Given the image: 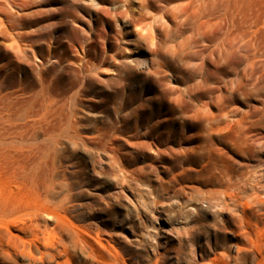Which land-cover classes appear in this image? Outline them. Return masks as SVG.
<instances>
[{"label":"rangeland","instance_id":"rangeland-1","mask_svg":"<svg viewBox=\"0 0 264 264\" xmlns=\"http://www.w3.org/2000/svg\"><path fill=\"white\" fill-rule=\"evenodd\" d=\"M6 1L8 0H0V4ZM142 1L146 3V0H134L133 7L140 8ZM120 2L94 0V5L97 9L101 7L110 10ZM60 8H65L67 12L57 13ZM29 11L33 13L24 14L16 28H11L6 18L0 14L1 135L27 134L32 118L38 119L41 115L39 99L33 98L31 93L23 95L24 91L20 90L21 77L24 72L31 75L43 64L49 66L52 62H48L51 54L64 55V59L80 66L84 60L79 57L86 54L88 66L92 64L98 68V82L94 85L93 92L106 87L105 93L110 95L111 89L107 86L126 94L134 90L135 96L130 98L135 101L144 91H147V95H154L153 90L157 92L154 78H146L141 73L136 76L134 74L131 83L122 87L114 81V66L123 58L136 59L142 64L154 66L148 61L151 57L154 59L151 53L157 48L159 55L156 60L165 62L172 70L165 73L168 76L165 81L170 79L172 83L165 86L166 90L173 93L175 88H183L185 82L201 78V73L208 69L205 73L209 78L208 82L202 85L201 89H204H200L199 93L206 95L207 101L220 93L222 96L220 101L211 103V112L216 115L213 126L208 124L212 120L195 117L192 109L188 113L191 118L185 124L177 118H172L173 121L169 122L160 120L159 124H155V119L149 120L148 111H144L143 117L154 126L150 139L156 136L168 138L169 143L167 146H160L161 151L178 141L182 149H190L206 139L204 144L211 146L206 154L223 159L234 168L236 174L244 177L239 180L240 188L238 185L235 187L224 182L210 183L206 178L203 179L205 174L200 173L202 160L197 157L199 154L188 156L187 159L183 156L173 159L162 154L165 156L163 160L154 159L153 151L148 149L136 154L129 142H137L141 138L128 139L127 143L123 139L118 141L122 145L120 151L113 148L98 150L80 147L69 152L75 163L74 171L78 172L77 180L81 181L79 188L75 190L76 202L82 203L93 230L99 232L105 260L110 264H118L115 250H119V245L125 246L130 252V255L120 254L122 264H213L227 246H232L230 252L235 255L234 244L237 240L229 231L236 230L237 226L231 221L227 222L228 216L219 213V207L210 205L207 198L211 195L219 197L224 193H236L238 198L241 197L239 200L245 202L254 192L252 185L264 198V191L261 192L264 190V181H253L255 176L256 179L260 176L264 178V120L259 121L260 115H264V25L260 23L264 21V0H220L216 16L221 21L222 29L218 30L216 37L213 31L218 26L199 34L193 29L196 9L191 7L187 8L185 16L175 19L176 21L171 19L179 30L173 25L170 33L159 20L153 22L144 16L136 21L138 14L131 19L133 23L129 24L130 19H127V25L122 21L110 20L100 11L95 12L88 0H51L35 5ZM155 12L154 10L153 13ZM63 19L66 24H62L56 31L50 33L49 29L41 30L42 26L59 24ZM255 22H258L257 27L253 26ZM149 23L156 25L160 40H156L155 45L141 43L142 41L138 43L137 32L140 29L146 30ZM258 27L261 33L251 37L249 31ZM38 32L42 35H38ZM55 37H60V42L64 45L54 42ZM16 41L32 56L29 64L21 65L23 68L10 53L11 46ZM219 44L222 45L223 54L221 53L220 69H217L213 65L215 59L211 56L209 58V53L215 45L216 48L220 47ZM216 56L220 58L217 53ZM232 56L234 57L231 58ZM131 100L127 102L130 103ZM157 104L154 103V106L159 107ZM221 104H224V110L221 109ZM162 109L165 110L163 107ZM226 115L231 118L230 122H225ZM100 117L99 109L88 110L79 106L73 118L74 126L82 136L93 137L101 127ZM254 139L261 144L254 143ZM124 152L134 153L137 160L122 162L118 156ZM138 167H143L145 174L127 177L121 186L124 172ZM173 176H177V182L170 190L167 183ZM242 181L247 185L242 186ZM27 200L26 208L36 214V221L53 227L54 221L40 211V201L34 196ZM234 213L238 214L235 218L238 224L243 223L240 210L237 213L235 210ZM221 219L226 228H220L219 232L214 233L221 227ZM248 219L253 224L256 223L252 217L249 216ZM61 233L68 237L65 231ZM18 262L25 263L21 259ZM231 264L235 263L232 261Z\"/></svg>","mask_w":264,"mask_h":264},{"label":"bare ground","instance_id":"bare-ground-1","mask_svg":"<svg viewBox=\"0 0 264 264\" xmlns=\"http://www.w3.org/2000/svg\"><path fill=\"white\" fill-rule=\"evenodd\" d=\"M48 1L51 0H8L0 4V14L6 18L11 28H16L17 24L20 25L19 21L24 14L33 13V11H29L33 6ZM120 1L116 4L117 6L107 10L101 7L97 9L94 0H88L90 5L95 8V12L100 11L110 20L122 21L125 25L128 24L127 19H130V24L131 19H134L135 14H138L140 17L138 16L137 19L135 17L136 21L144 16L153 22L159 20L161 25L165 26L166 31L170 33L175 25L171 19L174 18V21L180 19L186 15L187 8L191 7L193 10L196 9L193 29L198 34L218 26L213 31L214 37H216L218 30L222 29L221 21L216 16L220 0H146V3L142 1L140 8L133 7L134 0ZM154 10L155 13H153ZM59 12L67 11L65 8H60L57 13ZM45 17L47 18V16ZM257 23H253V26L257 27ZM260 23L262 26L264 25V21ZM62 24H66L64 19L59 24L40 27L41 30L49 29L51 33L61 28ZM155 26L149 23L146 30L140 29L137 32L138 43L142 41L141 43L155 45V41L160 40ZM176 30H179L178 26ZM249 32L253 37V35L261 33V30L258 27ZM38 35L42 34L38 32ZM54 40L56 43H61L60 37H55ZM61 45L64 44L61 43ZM219 45L220 47L217 48L215 45L209 53V58L210 56L214 57V64L213 61L212 64L217 69H220L219 65L223 54L222 45ZM153 50L151 54L154 59L151 57L148 62L154 66L142 64L136 59L130 58H123L114 66V81L121 84L122 87L131 83L134 74L136 76L141 73L146 78H154L157 92L153 90L154 95H147V91H144L135 101L130 98L135 96L134 90H131L130 94H126L117 91L115 87L107 86L111 89L110 95H106V87L101 91L93 92L94 85L98 82V68L92 64L88 66L85 61L86 54L79 57L84 60L81 66L70 62L67 58L64 59V55L51 54V59L48 62L51 60L52 62L49 66L43 64L36 72H30L31 75L28 72L22 74L20 90L24 91L23 95L31 93L33 98L39 99L42 113L38 119L32 118L27 134L15 136L0 134V264H21L18 262L19 259L25 262L23 264H110L102 255L101 248L104 245L99 232L93 230L90 217L82 203L76 202L75 190L79 188L81 181L77 180L78 172L74 171L75 163L72 162L69 152L76 151L80 147L98 150L113 148L120 151L122 145L117 143L118 141L123 139L127 143L128 139L141 138L137 142H129L135 148L136 154L148 149L153 151L154 159L161 160L165 159L162 154H167L173 159H178L181 156L187 159L188 156L199 154L197 157L202 160L200 173L205 174L203 179L206 178L210 183L224 182L235 187L238 185L240 188L239 180L244 177L236 174L234 168L230 164H226L223 159L206 154L207 149L211 148L204 144L207 142L206 139L203 143L190 149H182L178 141L163 151L159 148L167 146L168 138L161 139L156 136L150 139L154 126L148 122L155 119V124H159L160 120L169 122L173 121L172 118H177L183 122L182 124H185L186 120L191 118L188 115L191 109L193 115L200 120L205 118L212 120L208 124L213 126L216 115L211 112V103L220 101L222 98L220 93L215 97H210V100L207 101V96L199 93L202 85L208 82L209 78L205 75L208 69H205L201 73L203 76L196 81L191 79L188 83L185 82L183 88L177 87L173 93L171 90H166L165 86L172 83L170 79L165 81V78L168 77L165 73L172 70L165 62L156 60L159 52L157 48ZM10 53L16 58L21 68H23L21 65L29 64L30 57H32L18 41L11 46ZM216 53L220 58L216 56ZM201 65L203 66V62ZM33 67L35 68V66ZM177 69L179 70V68ZM252 86L255 87V85ZM129 99L130 103L127 102ZM157 102L159 103L157 104ZM154 103L159 107H155ZM79 106L88 110H100L101 127L93 137L82 136L74 126L73 118ZM221 109H225L224 104H221ZM144 111H148L150 121L143 117ZM160 116L162 119H159ZM225 119V122L231 120L227 115ZM263 120L264 115L262 114L259 121ZM254 143L261 144L257 139H254ZM118 159L130 163L131 159L137 160V157L132 152H124L119 154ZM187 161L190 162L189 159ZM144 174L143 167L125 171L121 186L124 185L127 177ZM256 177L253 178L254 182L264 181L261 176L259 179ZM175 182H177V176H173L168 181L167 188L171 190V186ZM242 182V186L247 185L244 181ZM251 187L254 192L245 202H241L239 200L241 197L238 198L236 193H224L219 197L211 195L207 198L210 205L219 207V213L228 216L227 222L231 221L234 226H237L236 230L229 231L237 240L234 244L235 255L230 252L232 246H227L223 248L220 256L215 258L213 264H231L232 261L235 264H264V198L258 189L255 190L253 185ZM30 196H34L40 201V211L46 213L54 221L53 227L37 222L36 214L28 211L26 202ZM235 210L236 213L237 210H240L243 223L238 224L235 219L238 214L235 215ZM249 216L256 221L255 224L248 219ZM258 223L262 228L257 226ZM219 225L221 227L217 226V231L214 233L219 232L220 228H226L223 219ZM62 231H65L67 238L62 235ZM125 253L129 254L130 252L123 245H119V250H115V259L118 264L122 260L120 254L124 255Z\"/></svg>","mask_w":264,"mask_h":264}]
</instances>
